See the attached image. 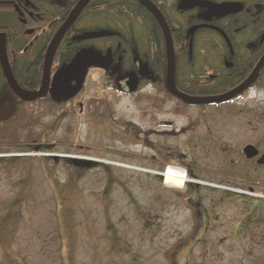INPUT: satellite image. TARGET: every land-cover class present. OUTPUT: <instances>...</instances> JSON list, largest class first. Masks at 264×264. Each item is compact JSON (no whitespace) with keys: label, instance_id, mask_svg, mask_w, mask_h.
<instances>
[{"label":"rangeland","instance_id":"1","mask_svg":"<svg viewBox=\"0 0 264 264\" xmlns=\"http://www.w3.org/2000/svg\"><path fill=\"white\" fill-rule=\"evenodd\" d=\"M55 1L62 4L66 0ZM80 25L85 26L82 21ZM103 80L100 69L90 68L75 100L45 118L48 137L59 142L60 151H71L41 154L94 163L90 165L93 169L79 177L83 189L79 211L70 210L72 219L78 220L77 233L70 237L61 228L65 208L54 192L57 185H67L73 177L58 160H35L28 185L17 192L18 207L6 232L0 234V264H264V170L260 174L252 169L203 174L209 182L198 190V208L207 215L201 223L179 199L180 188L161 184L165 189L156 188L155 195L160 191L165 206L155 208L152 217L144 220L155 196L151 197L147 183L146 175L151 174L147 161L175 163L180 153L188 159L194 156L177 142L160 140L145 148L143 133L132 138L131 119L141 103L104 87ZM254 93L246 103L262 112L264 89ZM90 99L109 105L107 117L90 116L85 107ZM138 124L143 131L145 123ZM68 141L72 144L65 145ZM198 161L205 163L199 155ZM3 177L0 200L17 189ZM112 228L117 240L111 237Z\"/></svg>","mask_w":264,"mask_h":264},{"label":"flooded vegetation","instance_id":"2","mask_svg":"<svg viewBox=\"0 0 264 264\" xmlns=\"http://www.w3.org/2000/svg\"><path fill=\"white\" fill-rule=\"evenodd\" d=\"M150 1L159 9L170 31L174 51L173 83L179 93L192 98L229 93L249 78L264 54L263 12L259 10L257 15H238L244 10L249 12V9L243 6L240 12L219 17L208 15L207 8L200 6L182 9L179 6L181 0H177L176 6H173L174 0L173 2L172 0ZM204 1L214 4L226 2ZM138 2L145 8L140 1ZM15 6L20 10L17 5ZM24 11L20 12V16L22 21L26 22L27 15ZM78 18L67 31L72 27H79L81 21L79 22ZM240 19L245 21L235 23ZM146 23L141 22V26L137 25L143 38H141L142 42L132 44L131 55H127L124 59L121 57L114 59L107 53L101 52L105 58V65L92 68L103 72L102 84L110 80L113 82L112 89L116 93L129 96L141 103L137 107L138 113H135L133 120L131 119L132 138L143 133L145 148H151L150 145L154 142L169 140L180 143L183 147L186 146L189 156L192 153L194 158L190 156L191 159L180 153V159L175 163L160 160H154L156 163H153L152 159L146 160L149 162L151 173L148 174L147 183L152 197L155 195L156 187H160L162 191L165 189L161 184L166 186L165 171L168 166L183 170L185 178L180 187L183 194L178 197L182 202H186L191 217L197 223H201L207 219V215L198 208V190L200 185L209 182L202 177L203 174L221 175L225 171L247 172L250 169L260 174V171L264 170V102L260 106L262 112L258 113L256 108L249 107L246 103L255 97L254 92L264 89V65L259 68L255 79L247 87L227 101L187 103L174 95L168 87V58L158 22L156 25L161 31L164 42L163 45L158 44V47H153L150 37L152 30L157 31V27L152 22ZM27 31L31 34L32 40H36L41 35L38 27H29ZM114 32L109 36L118 35L116 31ZM81 33L74 34L75 42H81L75 39V36ZM106 37L97 38L100 47L104 46ZM44 58L41 85L37 91L43 86ZM57 70L53 68L52 59L50 80ZM128 80L131 91L127 86ZM50 87L51 83L48 88ZM76 96L65 101L60 98L53 99L47 92L40 99L51 98L66 106L73 102ZM240 99L245 101L241 102ZM87 102L85 107L88 110ZM82 105L79 103L80 107ZM106 107L109 108V105ZM6 108H9L7 104ZM178 121L181 122L180 125ZM142 122L145 123L143 131L138 127V123ZM198 155L205 159L204 164L198 161Z\"/></svg>","mask_w":264,"mask_h":264},{"label":"trees","instance_id":"3","mask_svg":"<svg viewBox=\"0 0 264 264\" xmlns=\"http://www.w3.org/2000/svg\"><path fill=\"white\" fill-rule=\"evenodd\" d=\"M77 1L66 0L64 3L59 4L55 0H0V15L6 35L8 64L14 79L24 91L34 93L39 89L43 58L47 46ZM217 1L240 2L245 8L249 9V12L244 10L238 15H257L259 10L263 12L264 23V0ZM174 2L173 6H176L177 0H174ZM15 5L20 10H17ZM23 11L27 15L26 22H23L20 16V12ZM78 20L84 22L85 26L79 25L81 28L72 27L65 33L54 53L53 68L55 70L65 66L74 54L84 47L92 48L103 54L107 53L114 59L118 57L124 59L127 55L133 53L131 49L133 43L142 42L141 38L143 37L140 35L137 25L141 26V22L147 24L148 21L157 24L150 12L137 0H91ZM244 21L240 19L235 23H243ZM29 27H38V30L41 31V35L36 40H32L31 34L27 31ZM84 31H116L118 35L106 37L105 44L102 47L98 45L99 40L97 39L75 42L73 40L74 34ZM134 37L136 40H134ZM150 37L153 47L164 44L158 27L157 31L152 30V36ZM67 42L70 44H65ZM106 83L107 81L104 82L103 86L111 89L112 83ZM3 96H7V105L13 108V112L8 119L0 121V154L24 153L25 155L0 156V180L4 176V180H10L13 187L17 188L13 190L11 197L0 200V234L6 232L7 223L18 207L20 201L17 200V192L23 191L24 184L28 185L32 171L30 168L31 163L35 160L40 163L56 162L58 160L67 169L70 178L73 177L70 179L71 183L57 185L54 191L63 209L65 208L61 215V228L65 227L68 236L71 235L70 237H72L77 233L78 220L77 218L72 219L70 210L79 211L80 200L83 198V194L81 195L83 189L79 187V177L87 169H93L94 167H90V165L93 166L94 163L86 160L58 158L41 154L47 152L58 153L60 151L56 147L59 142L54 137L50 139L45 132L49 125L45 118L48 115H55L58 110L62 109L64 103H59L51 98H38L30 101L19 99L10 90L0 67V98ZM102 102L103 100L97 99L88 100V111L92 118L107 117L106 110L108 108L105 104L101 105ZM69 143L72 144L68 141L65 145H69ZM70 151V149H65L61 150L60 153H69ZM96 165L106 167L105 164ZM156 188L154 189L155 192ZM154 197L151 205L144 212L145 215L142 216L144 220L152 217L153 213L157 211L155 208L160 209L165 206L164 199L163 202L160 201L163 198L160 191H157ZM111 237L117 240L115 228H112Z\"/></svg>","mask_w":264,"mask_h":264},{"label":"water","instance_id":"4","mask_svg":"<svg viewBox=\"0 0 264 264\" xmlns=\"http://www.w3.org/2000/svg\"><path fill=\"white\" fill-rule=\"evenodd\" d=\"M91 0H78L74 7L69 12L68 16L64 22L60 25L50 43L47 46V50L44 58V68H43V88L35 94H28L25 92L16 82L12 72L10 70L7 55H6V35L2 17L0 15V67L2 73L6 79V82L10 90L21 100L30 101L38 98H42L47 92L50 97L53 99L60 98L61 100H69L75 97L82 89V85L85 81L87 72L89 68L92 67H101L105 65V58L103 54L99 51H96L92 48H82L78 50L75 55L72 57L70 62L59 68L52 79L50 80V66L53 59V53L55 48L67 29L76 21L80 16L84 8L88 5ZM140 1L145 8L151 13V15L158 22L163 37L165 40L166 54L168 58V87L170 91L177 97L182 98L187 103H217L229 100L231 97L238 94L245 87H247L256 77V74L260 67L264 65V54L257 63L254 71L240 86L232 90L229 93L211 96V97H201V98H192L182 93H179L173 83V74H174V51L171 40V35L167 23L162 16L159 9L154 3L150 0H138ZM179 6L182 9H190L196 6L207 8L208 15L214 16H227L229 14H234L242 11L243 5L238 2H225L222 4H214L209 1L204 0H181ZM112 35V32L109 31H85L80 35L75 36V39L78 41L82 40H91L97 39ZM51 83V87L49 84ZM127 86L129 91H131V85L129 80L127 81ZM7 96L0 98V121L8 119L13 112V108H6Z\"/></svg>","mask_w":264,"mask_h":264},{"label":"bare ground","instance_id":"5","mask_svg":"<svg viewBox=\"0 0 264 264\" xmlns=\"http://www.w3.org/2000/svg\"><path fill=\"white\" fill-rule=\"evenodd\" d=\"M165 177V184L171 187L180 188L184 181L183 170L175 169L172 167L168 169V172L165 174Z\"/></svg>","mask_w":264,"mask_h":264}]
</instances>
